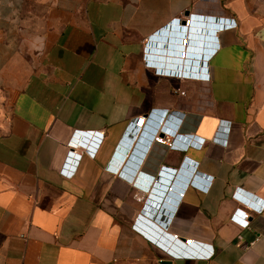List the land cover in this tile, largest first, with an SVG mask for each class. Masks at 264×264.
I'll use <instances>...</instances> for the list:
<instances>
[{
    "label": "crops",
    "instance_id": "crops-1",
    "mask_svg": "<svg viewBox=\"0 0 264 264\" xmlns=\"http://www.w3.org/2000/svg\"><path fill=\"white\" fill-rule=\"evenodd\" d=\"M262 203L264 0H0V264H264Z\"/></svg>",
    "mask_w": 264,
    "mask_h": 264
},
{
    "label": "built area",
    "instance_id": "built-area-1",
    "mask_svg": "<svg viewBox=\"0 0 264 264\" xmlns=\"http://www.w3.org/2000/svg\"><path fill=\"white\" fill-rule=\"evenodd\" d=\"M192 21V18H187L186 21H185V30L187 28V31H188V27H186V25H190ZM187 41H189V31L188 33L183 35V38H181V40H179V44H178V55L181 59H184L185 56L188 55V45L186 44ZM144 121V117H140L136 123L139 124V126L143 123ZM159 132H162V131H158ZM168 136L167 134L163 133V135H155L154 137V142L156 143H159V144H162L164 146H166L167 148H170L172 147V143L168 142L167 139H168ZM82 137H83V134H77V137L74 138L73 140V144L74 145H84L83 141H82ZM96 137V139L98 141H100L102 138L101 137H97V136H94ZM89 153H91V151L89 149H87ZM72 155L73 156H76V158L74 159V162L78 161V157L81 156L80 153H76L74 152V150H69L68 152V155L66 157V160L67 162H65V167L63 168V173H65L66 175H71L72 174V169H73V166H70V161H73L72 159ZM171 187L170 186L168 189L171 190ZM183 192H179L178 195L179 197L182 196ZM264 207V203H262L261 205L259 206H256L254 207L256 211H261ZM248 208V207H247ZM246 207L245 208H237L235 213L233 214L232 216V220L233 221H237V223L241 226V227H246L248 225V217H249V212H248V209ZM172 239H177L179 238L177 236V234H173V235H170ZM185 243L187 244H190V242L192 243V239H186L184 241Z\"/></svg>",
    "mask_w": 264,
    "mask_h": 264
},
{
    "label": "water",
    "instance_id": "water-1",
    "mask_svg": "<svg viewBox=\"0 0 264 264\" xmlns=\"http://www.w3.org/2000/svg\"><path fill=\"white\" fill-rule=\"evenodd\" d=\"M185 14H187V11H185ZM182 23H184V20L182 21ZM193 30H195L194 28H193ZM197 30V29H196ZM188 31H189V29H188ZM198 32V31H197ZM196 35V34H195ZM195 37V36H194ZM87 135V134H86ZM162 264H171V261L170 260H161L160 261Z\"/></svg>",
    "mask_w": 264,
    "mask_h": 264
},
{
    "label": "snow or ice",
    "instance_id": "snow-or-ice-1",
    "mask_svg": "<svg viewBox=\"0 0 264 264\" xmlns=\"http://www.w3.org/2000/svg\"><path fill=\"white\" fill-rule=\"evenodd\" d=\"M191 243V242H190Z\"/></svg>",
    "mask_w": 264,
    "mask_h": 264
}]
</instances>
